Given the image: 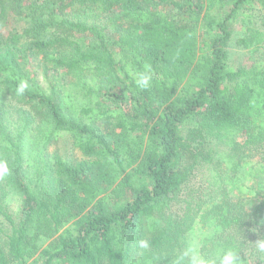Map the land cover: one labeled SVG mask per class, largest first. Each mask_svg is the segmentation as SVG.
I'll list each match as a JSON object with an SVG mask.
<instances>
[{
	"label": "trees",
	"instance_id": "16d2710c",
	"mask_svg": "<svg viewBox=\"0 0 264 264\" xmlns=\"http://www.w3.org/2000/svg\"><path fill=\"white\" fill-rule=\"evenodd\" d=\"M259 17L264 0H0V264H264ZM62 135L78 159L48 151Z\"/></svg>",
	"mask_w": 264,
	"mask_h": 264
},
{
	"label": "clouds",
	"instance_id": "9594fccd",
	"mask_svg": "<svg viewBox=\"0 0 264 264\" xmlns=\"http://www.w3.org/2000/svg\"><path fill=\"white\" fill-rule=\"evenodd\" d=\"M150 81V71L146 69L145 72L140 73L139 78L136 80V85L141 90H146L150 87ZM27 87V83H21L18 88V93L23 94ZM8 175H10V169L7 163L4 161H0V179H3ZM137 247L146 250L150 247V241L147 239H139L137 241ZM255 251L258 257L264 256V239H259L255 242ZM240 261L241 258L239 256V253L235 249L229 248L219 258L218 264H240ZM197 264H217V260L198 257Z\"/></svg>",
	"mask_w": 264,
	"mask_h": 264
},
{
	"label": "rangeland",
	"instance_id": "374dc122",
	"mask_svg": "<svg viewBox=\"0 0 264 264\" xmlns=\"http://www.w3.org/2000/svg\"><path fill=\"white\" fill-rule=\"evenodd\" d=\"M264 19L255 18V22L261 24ZM11 26V25H10ZM10 26H5L3 24L0 25V36H4L7 34L8 30L10 31ZM235 29L238 30V25L235 24ZM237 33L234 34L236 36ZM228 51V63L230 66H238L241 64L248 62V52L241 48L240 46L236 45L235 39H233L227 48ZM49 152H57L58 154L62 155L67 160H75L78 159L81 154L79 150L71 144L70 138L67 135H62L58 139V142L52 144L48 147Z\"/></svg>",
	"mask_w": 264,
	"mask_h": 264
}]
</instances>
